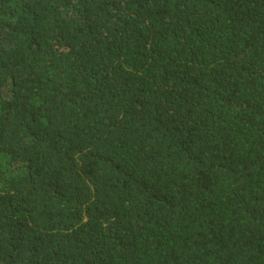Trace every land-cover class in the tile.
<instances>
[{"label": "trees", "instance_id": "trees-1", "mask_svg": "<svg viewBox=\"0 0 264 264\" xmlns=\"http://www.w3.org/2000/svg\"><path fill=\"white\" fill-rule=\"evenodd\" d=\"M0 264H264V0H0Z\"/></svg>", "mask_w": 264, "mask_h": 264}]
</instances>
